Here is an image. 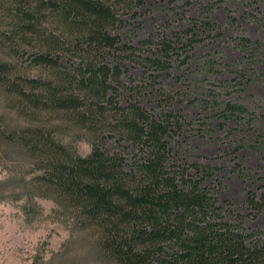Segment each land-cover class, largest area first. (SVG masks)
Segmentation results:
<instances>
[{"label": "trees", "instance_id": "obj_1", "mask_svg": "<svg viewBox=\"0 0 264 264\" xmlns=\"http://www.w3.org/2000/svg\"><path fill=\"white\" fill-rule=\"evenodd\" d=\"M144 5L0 0V50L10 59H0V101L28 122L11 127L0 120V143L26 153L37 196L71 212L95 238L100 264H264V231L248 229L243 214L222 205L216 178L222 169L202 163L179 141L183 117L148 111L146 88L124 81V62L138 48L122 38L123 18ZM207 27L215 26L195 24L175 41L152 36L144 75L157 83L177 45H193ZM24 53L39 78L18 64ZM215 107L226 122L254 118L231 102L216 100ZM50 119L88 133L91 153L80 156L60 142ZM249 203L263 209L264 196H250Z\"/></svg>", "mask_w": 264, "mask_h": 264}, {"label": "rangeland", "instance_id": "obj_2", "mask_svg": "<svg viewBox=\"0 0 264 264\" xmlns=\"http://www.w3.org/2000/svg\"><path fill=\"white\" fill-rule=\"evenodd\" d=\"M144 2L137 16L123 18L122 38L138 48L133 60L124 62V81L146 88L142 96L148 111L171 110L183 117L186 127L179 141L202 163L222 169L216 174L223 185L222 205L243 214L248 229L264 231V208L249 203L250 196L259 201L264 196V0ZM207 22L215 27L198 31L191 46L178 44L157 83L144 75L145 58L155 50L152 36L175 41ZM29 57L22 54L18 64L26 67L28 77L39 78L40 71L26 65ZM0 59L10 60L1 50ZM216 100L241 105L254 118L221 120ZM0 120L4 126L28 124L2 101ZM47 125L80 156L91 153L88 133L60 120L50 119ZM33 176L26 153L0 143V264H100L95 238L78 227L70 211L38 197Z\"/></svg>", "mask_w": 264, "mask_h": 264}]
</instances>
